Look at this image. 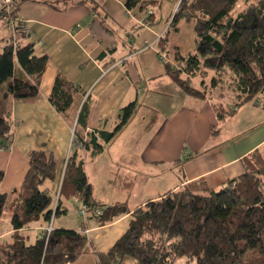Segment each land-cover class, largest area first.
<instances>
[{
    "label": "crops",
    "instance_id": "obj_1",
    "mask_svg": "<svg viewBox=\"0 0 264 264\" xmlns=\"http://www.w3.org/2000/svg\"><path fill=\"white\" fill-rule=\"evenodd\" d=\"M18 1V17L27 28L18 42L32 44L36 54L47 55L48 62L39 94L11 100L12 141L8 147L0 148V192L11 194L9 212L0 220V247L13 231L9 221L13 193L22 183L32 150L51 154L56 163L55 179L46 184L49 195L56 194L65 159L76 150L96 199L104 205L126 201L131 212L147 200L191 180L202 178L208 187L220 189L243 173L244 156L258 150L264 158L263 94L240 103L233 112L218 119L209 98L188 95L165 74L164 59L174 62L175 53L185 55L194 49V23L183 19L172 22L178 0H139L131 8L125 6L126 0H64L57 5L59 9L48 0ZM92 5L96 8L92 9ZM7 36L0 25V51ZM164 36L165 50L160 51L157 42ZM57 72L77 88L72 105L64 114L48 101ZM131 102L135 110L114 139L123 140L125 132H130L131 136L123 141L136 144L132 148L122 145L120 157L130 155L144 167L164 166L169 170V179L174 177L175 182L166 186L167 179H163L157 185L159 188L147 182L146 188L138 192L132 181L125 183L127 190L101 192L95 173L86 169L87 160L95 161L111 141L99 138L102 149L96 154L90 149H75L72 137L77 116L83 104L88 103L87 127L80 132L111 131L121 120L120 109ZM226 103L229 108L234 105L231 96ZM139 111L143 123L137 131H131L129 126ZM178 160L182 162L181 177L175 166ZM71 205L76 207L80 202L74 197H61L60 208L66 212L53 217L52 227L74 229L85 235L79 256L69 264H95L96 253L106 252L125 233L132 214L99 225L91 215L83 217L75 209L74 213L82 218L64 221L70 215ZM48 225L49 221L40 219L20 231L34 239ZM120 264L138 263L124 257Z\"/></svg>",
    "mask_w": 264,
    "mask_h": 264
},
{
    "label": "trees",
    "instance_id": "obj_2",
    "mask_svg": "<svg viewBox=\"0 0 264 264\" xmlns=\"http://www.w3.org/2000/svg\"><path fill=\"white\" fill-rule=\"evenodd\" d=\"M137 1L126 0L125 6L131 8ZM239 1L178 0L172 22L183 19L194 23V49L185 55L175 53L174 62L163 60L169 79L190 96L209 98L218 119L240 103L264 95V0H242V7L236 10ZM19 2L14 0L9 9L0 10V25L8 32L0 51V148L12 141L11 100L39 94L48 62L47 55L36 54L32 44L18 42L26 34L20 33L21 26H26L18 17ZM51 6L59 9L57 4ZM6 14L10 21L5 20ZM166 42V36L158 40L160 51L165 50ZM193 78H199V85ZM76 90L64 74L57 72L48 101L64 114ZM230 96L234 105L229 108L223 99ZM134 110V102L123 106L121 120L111 131L81 133L79 129L87 127L89 114V105L84 103L77 116L73 146L79 144L92 154L100 152L98 139L112 141ZM181 163L175 162L178 177ZM241 163L243 173L220 189L208 187L202 178L191 180L131 212L126 201L104 205L96 199L76 150L65 159L56 194L49 195L46 184L55 179L56 163L51 154L32 150L22 183L13 193L9 216L13 231L1 244L0 264H69L79 256L85 235L74 229L52 227L32 242L20 231L31 222L50 221L52 215L65 213L60 208L61 197L76 198L86 208V215L99 225L131 212L125 233L106 252L96 253L95 264H120L124 257L134 258L138 264H174L180 258L195 264H264V158L254 150ZM2 176L0 171V179ZM7 197L0 192V220ZM96 207L101 209L98 215L94 214Z\"/></svg>",
    "mask_w": 264,
    "mask_h": 264
},
{
    "label": "rangeland",
    "instance_id": "obj_3",
    "mask_svg": "<svg viewBox=\"0 0 264 264\" xmlns=\"http://www.w3.org/2000/svg\"><path fill=\"white\" fill-rule=\"evenodd\" d=\"M49 2H52L57 5H62V0H48ZM242 0H240L237 4L236 10L240 9L242 7ZM2 41H0L1 43ZM205 81L209 82V76H204ZM172 82V81H171ZM193 82L195 85H199V78H193ZM173 85H176L174 82H172ZM177 86V85H176ZM178 87V86H177ZM264 97L261 102H263ZM227 99H223V102L226 104ZM152 103V102H151ZM150 103V104H151ZM155 104V103H152ZM161 103H157V105ZM156 105V106H157ZM142 111H139L134 118L132 123L130 124L129 128L131 131H137L139 127L142 125L143 117H142ZM131 136L130 132H125L123 136V140L126 137ZM121 139L116 140L113 139L109 145H106L104 147V150H102L98 156V158L94 161H90L88 158L87 160V167L86 169L91 174V171H93L94 178L96 184L99 183V188L102 191H106L108 189H112L115 192H118L121 188V191L127 190L125 188V183H129L131 181L135 182L136 184V190L138 192L144 190L146 187L145 185L147 182L155 184L157 188H159L157 185L162 181L163 179L166 180V186H169L175 182V178L173 177L171 180L169 179V170L168 168H165L164 166H157L156 168H149L144 167L142 164H138L133 157L130 155H124V157H120L122 154L119 151L120 147L123 145L126 148H132V145H135L136 142L128 143L126 140L123 141ZM126 151V150H125ZM120 157V158H119ZM89 166V169H88ZM166 177V178H165ZM93 179V176H91ZM132 179V180H131ZM131 180V181H130ZM151 187V186H150ZM124 188V189H122ZM10 197L11 194L7 197V202L5 206V211L9 212L10 208ZM138 198V197H137ZM70 215L67 216L68 218L64 221H69L70 218L79 219L82 218L74 213V210L80 209V205L76 206L71 205L70 206ZM59 216H63L62 214ZM58 218V217H57ZM70 224V223H66ZM30 242L33 241V236H30L29 239ZM174 264H195L193 261L187 262L186 258H180L178 259Z\"/></svg>",
    "mask_w": 264,
    "mask_h": 264
},
{
    "label": "built area",
    "instance_id": "obj_4",
    "mask_svg": "<svg viewBox=\"0 0 264 264\" xmlns=\"http://www.w3.org/2000/svg\"><path fill=\"white\" fill-rule=\"evenodd\" d=\"M13 4H14V0H0V10L9 9L10 6H12ZM5 20L6 21H10V16L8 14L5 15ZM25 32H27V28H25L24 26H21L20 33H25ZM73 142H75L74 137H72V143ZM74 146L80 147V145L79 144H76V143H75ZM57 200H58V195H56L55 204L53 206V212H54L55 207L57 205V203H56ZM100 212H101V209L99 207H96L94 209V214H97L98 215ZM79 214L81 216H85L86 215V208L83 205L80 206ZM52 219H53V215H52L51 220L49 221L48 227H46V229H45L47 232H49L52 229V223H51L52 222Z\"/></svg>",
    "mask_w": 264,
    "mask_h": 264
}]
</instances>
